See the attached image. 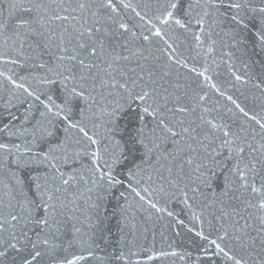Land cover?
I'll return each mask as SVG.
<instances>
[{
  "label": "snow or ice",
  "instance_id": "obj_1",
  "mask_svg": "<svg viewBox=\"0 0 264 264\" xmlns=\"http://www.w3.org/2000/svg\"><path fill=\"white\" fill-rule=\"evenodd\" d=\"M0 264H264V0H0Z\"/></svg>",
  "mask_w": 264,
  "mask_h": 264
}]
</instances>
